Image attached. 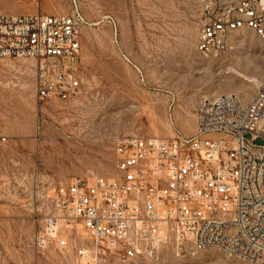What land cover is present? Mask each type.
<instances>
[{
  "label": "rangeland",
  "instance_id": "obj_1",
  "mask_svg": "<svg viewBox=\"0 0 264 264\" xmlns=\"http://www.w3.org/2000/svg\"><path fill=\"white\" fill-rule=\"evenodd\" d=\"M200 6L201 0H0V12L76 9L84 18L76 97L38 102L29 65L0 60V264H78L74 244L91 246L81 232L61 228L45 249L33 247L52 186L111 178L115 136L193 134L200 95L233 92L245 101L264 80V39L250 30L232 34L219 56H199ZM95 264L249 263L213 248L180 257L167 245L154 256Z\"/></svg>",
  "mask_w": 264,
  "mask_h": 264
},
{
  "label": "built area",
  "instance_id": "obj_2",
  "mask_svg": "<svg viewBox=\"0 0 264 264\" xmlns=\"http://www.w3.org/2000/svg\"><path fill=\"white\" fill-rule=\"evenodd\" d=\"M83 23L76 9L0 12V60L29 65L38 102L80 93ZM238 30L264 39V0H201V58L219 56ZM2 139L0 129V146ZM113 139L111 178H74L47 192L50 210L32 237L36 252L63 228L91 241L74 244L78 264L154 256L167 245L180 257L213 248L264 264V80L245 101L233 92L200 95L193 134Z\"/></svg>",
  "mask_w": 264,
  "mask_h": 264
}]
</instances>
